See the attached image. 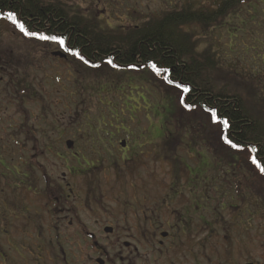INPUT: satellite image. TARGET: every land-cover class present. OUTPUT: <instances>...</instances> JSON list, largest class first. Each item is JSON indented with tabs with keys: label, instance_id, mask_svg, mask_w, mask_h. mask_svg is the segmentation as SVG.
<instances>
[{
	"label": "snow or ice",
	"instance_id": "snow-or-ice-1",
	"mask_svg": "<svg viewBox=\"0 0 264 264\" xmlns=\"http://www.w3.org/2000/svg\"><path fill=\"white\" fill-rule=\"evenodd\" d=\"M249 4L250 0H47L45 6L54 11L70 12L82 27L105 41L137 39V34L145 32L163 33L170 46L182 53L184 64L190 71L177 73L171 65L154 59L144 65L150 69L154 80L159 78V83L176 95V119L171 123L161 120L153 125L154 135L148 140L153 149L158 150L161 171L167 170L174 184L187 186L195 178L203 179L207 175L194 170V165L197 169L202 166L208 171L219 172L225 183L236 181L237 191L243 189L248 196L264 201V162L259 159V153L264 152V142L234 139L231 121L223 118L215 106L201 105L194 99L192 87V77L196 75L243 104L258 99L264 106V70L236 72L235 63H239V57L232 53L233 45L228 46L227 53H221L222 58L209 55L210 38L225 27V20L243 25L254 19L248 11ZM4 18L26 38V44L38 42V47L45 51L55 47L71 57L67 75L85 96L100 86L99 78L104 74L102 64L111 69L120 68L114 58L102 63L88 58L83 50L70 45L69 37L62 32L30 29L12 10ZM260 23L264 25V17ZM32 51L34 49L0 42V103L11 101L15 105L12 111L0 107V188L2 182L8 180L14 187L30 182L33 188H42L43 194L51 201L61 194L59 180L66 182V179L63 176L57 179L56 173L45 171L37 133L45 138L50 135L41 123L49 93L42 78L35 75L36 61ZM129 67L133 71L139 70L136 65ZM55 80L59 92L64 87V80L60 76ZM209 141L214 142L216 148L212 159L200 149L201 143ZM5 144H10L14 153L7 162ZM25 150L29 155H25ZM232 157L243 158V175L235 174L231 167L235 160L229 159ZM9 163L11 168H8ZM176 239L179 242V236ZM146 255L137 252L133 256L132 252H124L117 236L109 242V251L105 252L104 258L108 264H136L137 260L147 264Z\"/></svg>",
	"mask_w": 264,
	"mask_h": 264
},
{
	"label": "rangeland",
	"instance_id": "rangeland-1",
	"mask_svg": "<svg viewBox=\"0 0 264 264\" xmlns=\"http://www.w3.org/2000/svg\"><path fill=\"white\" fill-rule=\"evenodd\" d=\"M262 3H259V0H250L248 11L253 14L254 19L243 25L225 20V27L220 28L216 35L210 38L209 55L222 58L221 53H227L228 46L233 45L231 51L239 57V63L234 62L236 72L242 69H251L253 72L264 70V25L260 23V19L264 17V2ZM12 30L15 31L14 27ZM25 40L23 38L17 42L16 39L10 38V44L34 49L31 54L36 61L35 75L42 78L44 88L49 93L41 123L44 125V131L50 135L45 138L40 132L37 133L44 154L42 159H45V171L56 173L57 179L60 176L66 179V182L59 180L61 194L57 196L59 202L57 201L55 206L45 195L44 200L39 201L42 205L40 212L44 225H47L51 210L57 214L58 210H61L62 215H71L74 208L81 217L86 218L92 213V207H95H91V204H96L94 198L99 199L109 194L141 196L152 193L166 197L185 194L198 208L202 205L204 209L201 201L204 200L207 205L206 200H209L208 204L212 210L215 209L214 215L219 218L220 223H229L232 216L244 212L240 200H249L246 206L251 214L260 210L258 206L261 203L257 201L259 198L248 196L243 189L237 191L236 181L225 183L217 171H208L202 166L197 169L194 165V170L206 172L207 175L203 179L195 178L187 186L184 183L174 184L173 179L167 175V170L161 171L157 160L158 150H154L148 140L154 135L153 125L159 124L161 120L171 123L176 119L178 112L175 93L167 91L165 86L159 83V78L154 80L150 69L143 66L137 67L138 71L131 68L117 70L102 64L104 74L99 78L100 86L90 90L85 96L67 75L71 57L57 51L55 47L45 51L38 47V42L26 44ZM52 53H61L67 56V59L58 57V60L47 61V55ZM75 75L73 73V76ZM57 76L64 80V87L59 92L56 91ZM244 105L251 118L264 121V106L260 105L258 99ZM84 133H93L95 149H87L90 143ZM98 133H113L115 138L112 150L101 140V134ZM126 135H129V138ZM122 140L128 145V152L123 156L118 151ZM67 141L73 142V150L65 148ZM213 143L209 141L200 144L201 151L206 152L209 159L213 158L216 151ZM13 154L11 152V156ZM25 154L29 155L27 150ZM229 159L235 160L231 165L235 174L243 175V158ZM52 165L54 167H51ZM24 185V192L28 196L20 202H24L31 209L32 203H36L35 195L37 192L43 193V189L39 186L33 188L30 182ZM16 187H19V184ZM100 199L107 207L116 209L114 202L109 198H106L109 202ZM119 209L122 208L119 206ZM218 235L220 245L225 248L229 237L222 232Z\"/></svg>",
	"mask_w": 264,
	"mask_h": 264
},
{
	"label": "flooded vegetation",
	"instance_id": "flooded-vegetation-1",
	"mask_svg": "<svg viewBox=\"0 0 264 264\" xmlns=\"http://www.w3.org/2000/svg\"><path fill=\"white\" fill-rule=\"evenodd\" d=\"M6 15L0 14V42L10 44V38L19 42L24 37L12 30L11 22L4 18ZM58 57L67 59L61 53H52L46 60H58ZM14 106L11 101L0 103L7 111H12ZM84 134L90 143L87 149H95L93 133ZM98 134L112 150L113 133ZM123 141L125 147L118 150L121 156L128 152L126 141L120 142ZM74 148L73 145L71 150ZM4 149L7 162L11 156L10 144H5ZM11 167L9 163L8 168ZM2 183L0 264H108L104 254L109 251V242L117 236L124 252H132L133 256L137 252L147 254V264H264V201L260 199L257 200L261 203L260 210L255 214H251L246 206L249 200H240L244 212L232 216L229 223H220L209 200H206L207 205L201 201L204 209L202 205L198 208L185 194L169 197L152 193L141 196L109 194L100 198L113 201L116 209L107 207L100 198H94L96 204L91 207H95L86 218L69 206L73 211L71 215L51 210L47 225H44L39 202L44 200V194L37 192L36 203L34 201L29 209L20 202L28 196L24 192L26 182L19 187H14L11 180ZM58 200V197L51 200L54 206ZM119 206L122 209L118 210ZM220 232L229 237L225 248L218 241ZM136 264H145V261L137 260Z\"/></svg>",
	"mask_w": 264,
	"mask_h": 264
},
{
	"label": "trees",
	"instance_id": "trees-1",
	"mask_svg": "<svg viewBox=\"0 0 264 264\" xmlns=\"http://www.w3.org/2000/svg\"><path fill=\"white\" fill-rule=\"evenodd\" d=\"M46 3V0H24V3L23 0H0V14L5 15L12 10L30 29H51L64 33L69 37L70 45L83 50L88 58L97 63L114 58L120 68H130V65L140 68L154 59L171 65L177 73L190 71L184 64L182 53L170 46L163 33L145 32L137 34V39L105 41L82 27L71 13L50 10ZM192 79L193 98L201 105L215 106L223 118L229 119L233 124L234 139L264 142V121L251 118L243 103L218 90L211 82L196 75ZM259 159L264 162V152L259 153Z\"/></svg>",
	"mask_w": 264,
	"mask_h": 264
},
{
	"label": "water",
	"instance_id": "water-1",
	"mask_svg": "<svg viewBox=\"0 0 264 264\" xmlns=\"http://www.w3.org/2000/svg\"><path fill=\"white\" fill-rule=\"evenodd\" d=\"M119 146H120V147H125V142H124V141H123V142H120ZM72 147H73V142H71V141H67V142L65 143V148H66V149L71 150Z\"/></svg>",
	"mask_w": 264,
	"mask_h": 264
}]
</instances>
